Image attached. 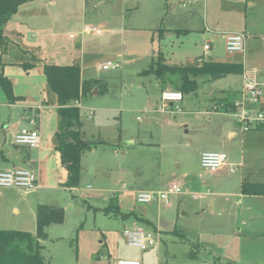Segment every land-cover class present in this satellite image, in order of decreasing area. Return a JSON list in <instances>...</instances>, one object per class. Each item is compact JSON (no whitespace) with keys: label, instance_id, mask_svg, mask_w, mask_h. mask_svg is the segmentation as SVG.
Segmentation results:
<instances>
[{"label":"rangeland","instance_id":"374dc122","mask_svg":"<svg viewBox=\"0 0 264 264\" xmlns=\"http://www.w3.org/2000/svg\"><path fill=\"white\" fill-rule=\"evenodd\" d=\"M45 1L38 3L43 15L36 25L46 24L50 12L58 37L52 40L47 30L43 42H37L39 48L28 50L26 58L17 46L7 44L3 61L8 73H25L32 68L27 70V64L43 69L41 62L77 63L82 80L103 87L100 92L95 87L79 102L85 138L101 144L81 155L78 187L48 200L63 209L64 221L52 226L50 237L42 241L46 260L106 264L108 255H124L137 257L141 264H213L217 252L227 257H221V264H264V199H246L239 205L232 196L239 192L241 171L244 181L264 182V131L241 158L238 149L231 153L218 145L222 139L229 145L220 128L232 118L218 114L207 121L209 116L201 115L214 100L233 99L240 77L199 78L198 89L179 103L181 112L169 114L160 112L154 77L140 75L159 53L167 65L178 67L195 66L200 59L229 62L239 55L225 52L222 36L244 27H256L264 36V7L250 9L240 0H121L122 9L115 14V0H52L53 5H43ZM86 27L102 33L81 34ZM177 28L188 31L177 35ZM205 38L213 43L206 53ZM107 62L120 67L99 70ZM148 96H154L152 114L144 109ZM201 151L224 152L235 159L234 166L219 173L201 169ZM173 184L183 195L170 196L168 205L136 201L138 192L165 191ZM193 194L199 198L192 199ZM214 198L218 206L224 204L220 214L213 211ZM111 199L128 217L101 211ZM249 208L254 209L252 220ZM131 213L155 223L157 230L150 231L159 239L158 254L156 249L127 246L123 230L135 223ZM191 249L198 251L196 258L189 257Z\"/></svg>","mask_w":264,"mask_h":264},{"label":"crops","instance_id":"0c3cea01","mask_svg":"<svg viewBox=\"0 0 264 264\" xmlns=\"http://www.w3.org/2000/svg\"><path fill=\"white\" fill-rule=\"evenodd\" d=\"M40 1L41 0H36L34 2L20 6L18 11L12 16L8 24L4 27V34L8 38L9 43H12L13 45L17 46L22 52H24L25 58L28 57L30 54L28 50H32L33 52L34 50H36V47H38L37 45L38 40L42 41L45 38L47 30L49 31V35L52 38V40L58 37L59 35L58 33L55 32V27L52 26L54 25V15L51 14L50 12H48L47 15L48 22L46 24L40 21V23L43 25H36L38 24L36 19L42 18L41 16L43 15L42 11L39 12L40 6H38V3H40ZM53 3L54 2L52 0H49L43 2L42 4L53 5ZM242 3H245V5L250 9H255L257 7L258 8L264 7V0H240V4ZM21 11L23 12L20 18H18V15ZM30 19H32L34 23H32ZM83 31L84 28L81 34L84 35L88 34ZM186 31H188L187 28L186 29L177 28L176 33L177 35H179L186 33ZM260 32L261 31L257 30L256 27H251L248 29H245L244 27L243 30H241L240 32L239 31L235 32V33L244 34L246 38L244 53L229 54L225 51L229 55H233V54L239 55L234 59L229 60V62L226 63L242 64L243 66V74L239 75L241 80L240 86L234 92H231V94L233 95V99H229L227 97L229 101L233 102L238 100L243 75L252 76L253 74L255 75L257 74L258 76H264V56H262V54L264 53V45L263 43H261L264 42V36L261 35L262 33ZM226 34L222 36L223 45H224V36ZM27 35H29L31 39L30 38L26 39ZM203 37H206L205 33L203 34ZM32 38H36L37 41L32 40ZM206 38L204 39V44L206 42H209L210 44L209 51H211L213 47V43L208 41V39ZM213 39L217 40L218 35L215 34ZM41 52H42L41 54H43V51ZM3 54L4 52L2 53L0 47V75H3L5 78H8V80L11 82L13 95L17 99L13 103L8 102L4 93L0 88V170H6V169L31 170L37 176V187L33 191L28 193L18 188H0V230H18V231H24L34 234L36 230L37 207L39 205H47V206L55 207L54 205L49 204L50 201L48 200H56V198H58V193H60L62 190L72 191L74 189H68L64 187V183L66 182L67 179V172L65 168L61 165L59 159V153L55 149V132L57 130V125H58V114H57L58 104H57L56 96L47 87L45 76L43 74V69L33 64L32 68L29 71H26L25 73L18 72L16 75H12L8 73L9 71H7L8 64L5 61H3V58L6 57ZM164 60L166 63L165 58ZM202 60L204 59H200L198 63ZM207 61L225 62V61H217V60H207ZM41 63H43L42 65L46 64L45 62H41ZM171 67H178V66H171ZM180 67H184V66H180ZM228 76H234V75H228ZM228 76H224L222 78ZM144 77H149V76H144ZM154 80H155L154 83L156 85L155 87L156 89H158L160 95L162 91L172 90V87L170 85L168 84L162 85L155 78ZM52 94L53 96H51ZM182 96L184 97V95ZM183 97L181 103L183 102ZM147 100H149V102L145 105L146 107H144V109L146 110L145 112L152 114L153 113L152 102L154 100V96L152 97L148 96ZM216 101L217 100H214L211 104V107L206 111L202 112L201 115L209 116L207 118V121L212 120V118L218 114L232 118V123L230 125H228L225 128L223 126L220 128V132L225 134V138H226L225 140L228 141L229 145L225 146V144L223 143L224 142L223 139L221 140V142H219L218 145L221 147L222 146L225 147V149L229 150V152H231L230 150H235L236 152V149H238L240 152V156L242 158L244 153L246 152V149L249 150L253 146H255L253 145L255 142L253 140H256V137H258L262 133V131H264V129L258 128V129H251L248 132H242V130L236 123L234 117L232 116V114L222 112L217 108L215 109L216 106L214 105H216ZM79 102H75L73 105L79 107ZM263 103H264V97L261 98L260 104L258 106H254V110H256L259 106L263 105ZM160 105H161L160 109L163 108L164 112L168 111L169 114L181 112V107L179 106V104L161 103ZM173 108L175 109L174 112L172 111ZM90 118L91 116L89 114L88 119ZM149 120L150 119L147 118V123ZM161 122L163 123V121ZM164 125L165 124L163 123V126ZM21 129L36 130L38 132L39 145L37 148L18 146L13 143L12 141L13 136L17 134ZM203 152H207V151H201L197 155L198 162L200 155ZM226 155H227V160L225 165L219 170H217L215 173H219L222 170L227 169V167L234 166L235 159L233 158L230 159L228 154ZM243 182L255 183L252 182L251 180L244 181L243 172L241 171V178L239 181V192L234 191L232 193V196L237 198V202L239 203V205H241L246 199H264V196L243 195L241 193V184ZM259 183L264 184V182H259ZM211 203L214 204L215 206V209L214 206H212L214 213L220 214L221 212L224 211L223 208L224 204L222 202L218 206L216 199L214 198L212 199ZM248 212H250L249 215L252 220L253 217L255 216V214L253 213L254 209L249 208ZM237 214L240 213L237 212ZM130 216L134 219L135 222L132 225V227L142 226L148 230H152V229L155 231L157 230L155 229L156 225L153 222V220L151 219L146 220L143 217H139L136 214H132V213L130 214ZM144 220L146 221V223L144 222ZM52 226L54 225H50L46 229L47 238L50 237V233H51L50 231L52 229L51 228ZM244 226L246 227L247 224H244ZM238 230L240 231V229ZM248 232H251V229L248 230ZM251 236L253 235L250 234L247 237H251ZM42 246L44 248L43 244ZM133 249H137V248H133ZM155 249L158 254L159 246L154 248V250ZM221 257L227 260V257H225L224 253L223 255H219L217 254V252L215 254H212L213 264H221L220 262ZM106 259H107L106 264H110V262L119 259L139 260L137 257L134 256L128 257L124 255L123 256L119 255L116 257H111L110 255H108ZM228 262L233 264L231 261Z\"/></svg>","mask_w":264,"mask_h":264},{"label":"trees","instance_id":"16d2710c","mask_svg":"<svg viewBox=\"0 0 264 264\" xmlns=\"http://www.w3.org/2000/svg\"><path fill=\"white\" fill-rule=\"evenodd\" d=\"M34 1L36 0H0V47L2 53L9 43L4 34V27L20 6ZM32 66L33 64H27L25 68L28 70ZM43 74L47 87L56 96L58 104L55 149L59 153L61 165L67 172L64 187L75 189L78 187L80 179L81 155L94 146L100 145L101 142L85 138L83 123L80 120V109L73 104L91 94L95 87H98V92L102 91L103 87L99 86L96 81L82 80L81 69L77 63L70 65L45 64L43 65ZM242 74V64L216 61L202 60L195 66L171 67L165 63L164 57L160 53L156 61H151L148 69L140 72L141 76H154L160 84H168L173 91H178L182 95L194 93L198 89L199 78ZM0 88L8 102L16 101L11 82L3 75H0ZM215 106L225 113L235 110L233 102L229 101L227 97L218 99ZM241 193L249 196H264V184L243 182ZM109 207L113 210L111 211ZM101 211L105 215L128 217L120 212L115 199H111L108 206ZM63 221L62 208L39 205L36 209L34 234L18 230H0V264H50L43 255L41 242L47 238V227L62 224ZM144 222L146 223L145 220ZM197 254V250L191 249L189 257L196 258Z\"/></svg>","mask_w":264,"mask_h":264},{"label":"built area","instance_id":"2783aa9c","mask_svg":"<svg viewBox=\"0 0 264 264\" xmlns=\"http://www.w3.org/2000/svg\"><path fill=\"white\" fill-rule=\"evenodd\" d=\"M85 33L101 34V31L94 27L84 28ZM245 36L242 33H229L224 36V49L227 53H244ZM205 52L210 50L209 42L203 46ZM118 63L107 62L99 66V70L106 71L117 69ZM182 94L178 91L165 90L161 92L160 101L163 104H179L182 101ZM264 97V76L253 74L252 76L243 75L239 98L233 101L235 110L231 112L236 123L242 132H248L251 129H264V103L254 110V106L260 104ZM216 109V107H215ZM160 112H164L163 108ZM13 143L18 146L28 148H37L39 145V134L36 130L21 129L13 136ZM227 160V155L222 152H203L200 155V167L211 172H216L222 168ZM37 187V176L31 170L26 169H6L0 170V188H18L28 193ZM172 195H183L180 188L173 184L165 191L160 192H139L136 200L139 203H163L169 204V197ZM199 195L193 194L192 199H198ZM123 236L129 247L137 248L140 251L154 249L159 246V239L154 232L147 230L142 226L125 228ZM157 255V254H155ZM110 264H141L139 260L119 259L110 262Z\"/></svg>","mask_w":264,"mask_h":264},{"label":"water","instance_id":"95a60500","mask_svg":"<svg viewBox=\"0 0 264 264\" xmlns=\"http://www.w3.org/2000/svg\"><path fill=\"white\" fill-rule=\"evenodd\" d=\"M121 5H122L121 0H115V10H114L115 14H117L120 11ZM222 77H224V75H217V76L212 77V79L214 80V79H219ZM94 92H95V90H94Z\"/></svg>","mask_w":264,"mask_h":264}]
</instances>
